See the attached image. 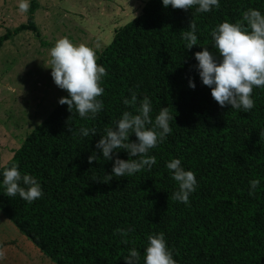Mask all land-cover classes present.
<instances>
[{"label":"trees","instance_id":"obj_1","mask_svg":"<svg viewBox=\"0 0 264 264\" xmlns=\"http://www.w3.org/2000/svg\"><path fill=\"white\" fill-rule=\"evenodd\" d=\"M219 3L201 13L147 1L97 55L107 75L98 97L104 107L96 117L82 118L58 103L0 168V210L56 264H127L132 247L144 264L147 236L160 232L177 264H264V88H254L248 112L221 107L203 84L195 58L203 47L218 56L211 30L242 19L249 8L264 14V0ZM35 9L33 2L21 29L36 30ZM192 20L198 44L187 49L182 32ZM132 91L137 107L144 96L151 100L153 121L169 108L172 132L149 151L156 157L150 169L104 182L117 156L136 158L117 149L105 160L97 148L105 128H115L124 111L135 112L123 103ZM82 127L95 128L96 134L84 137ZM129 140H137L135 133ZM94 152L97 160L90 164ZM174 158L197 179L187 204L171 198L178 184L166 164ZM12 164L37 179L39 199L29 203L19 194H4L3 171ZM252 179L260 181L255 195H249ZM118 228L130 229L127 244Z\"/></svg>","mask_w":264,"mask_h":264},{"label":"clouds","instance_id":"obj_2","mask_svg":"<svg viewBox=\"0 0 264 264\" xmlns=\"http://www.w3.org/2000/svg\"><path fill=\"white\" fill-rule=\"evenodd\" d=\"M163 5L184 10L195 8L197 12L203 13L219 8L220 3L219 0H163ZM17 7L20 13H27L30 0H19ZM189 28V31L182 32L187 49L198 44L197 24L194 20ZM211 36L219 55H214L207 47L195 53L203 84L211 88L212 98L221 107L231 105L235 109L250 111L254 107V88H264V14L256 8H249L243 12L242 19L235 23L228 20L220 23L211 30ZM50 57V62L45 67L52 69L51 76L55 84L68 93L59 99V103L67 104L71 112L75 108L82 118L87 117L89 113L95 118L104 107L103 101L98 97L104 93L101 83L107 75L105 67L97 62L96 50L85 43L75 44L65 36L55 42L50 49ZM189 86L195 88V82L190 80ZM137 102V94L132 91L130 99L125 97L123 103L135 112L124 111L121 118L115 122V128H105V134L97 142V148L102 151L105 160H112L113 152L117 149L128 150L130 157H136L124 160L117 156L112 174L106 175L104 182H110L113 176H131L145 166L150 169L156 163V157L149 155V151L156 148L158 143H163L166 136L172 132L170 121L173 116L168 107H163L153 121L151 100L144 96L138 107ZM80 133L84 137L90 134L94 136L96 129L82 127ZM132 133H135L136 141L129 140ZM260 136L264 138V130L260 132ZM94 160H97L95 152L88 158L90 164ZM166 167L178 184V190L171 198L189 203V196L195 192L197 186L194 172L185 170L178 158L169 160ZM249 183V195H255L260 181L252 179ZM3 185L6 196L15 197L19 194L29 203L43 195L37 179L30 174H22L17 164L5 167ZM129 231L130 229H116V232L125 238L122 241L124 244L129 242ZM147 240L144 264H177L163 232L152 233L147 236ZM4 256V251L0 250V259ZM124 259L127 264H139L141 253L132 247Z\"/></svg>","mask_w":264,"mask_h":264},{"label":"rangeland","instance_id":"obj_3","mask_svg":"<svg viewBox=\"0 0 264 264\" xmlns=\"http://www.w3.org/2000/svg\"><path fill=\"white\" fill-rule=\"evenodd\" d=\"M149 0H30L27 13L19 0L0 1V168L67 93L54 82L50 49L67 36L98 55L115 30L136 18ZM35 2L36 30L29 23ZM0 264H56L0 210Z\"/></svg>","mask_w":264,"mask_h":264}]
</instances>
